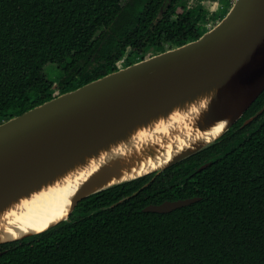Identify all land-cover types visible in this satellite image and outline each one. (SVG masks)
Instances as JSON below:
<instances>
[{
	"label": "trees",
	"instance_id": "obj_1",
	"mask_svg": "<svg viewBox=\"0 0 264 264\" xmlns=\"http://www.w3.org/2000/svg\"><path fill=\"white\" fill-rule=\"evenodd\" d=\"M188 1L0 0V122L54 96L45 63L63 70V93L197 39L231 6ZM192 196L169 212L142 210ZM0 252V264H264V89L214 143L83 198L68 221Z\"/></svg>",
	"mask_w": 264,
	"mask_h": 264
},
{
	"label": "water",
	"instance_id": "obj_2",
	"mask_svg": "<svg viewBox=\"0 0 264 264\" xmlns=\"http://www.w3.org/2000/svg\"><path fill=\"white\" fill-rule=\"evenodd\" d=\"M263 89L264 0H234L224 17L197 39L151 54L3 120L0 206L22 197L56 174L84 164L129 132L191 100H204L192 121L191 133L204 132L220 123L222 126L212 140L180 149L163 165L133 178L114 181L132 163L146 160L154 149H142L96 166L73 193L66 217L39 232L0 239V243L68 221L83 198L158 173L209 146L242 116ZM199 199L192 196L164 200L147 204L142 210L169 212Z\"/></svg>",
	"mask_w": 264,
	"mask_h": 264
},
{
	"label": "bare ground",
	"instance_id": "obj_3",
	"mask_svg": "<svg viewBox=\"0 0 264 264\" xmlns=\"http://www.w3.org/2000/svg\"><path fill=\"white\" fill-rule=\"evenodd\" d=\"M203 104V99L191 100L180 108H174L129 132L116 145L98 153L84 164L73 167L69 172L62 171L22 197L1 205L0 239L17 238L25 232H39L66 217L73 193L100 164L124 158L128 154L134 155L142 149H154L146 160L139 164L132 163L126 173L120 178H114V181L133 178L163 165L180 149L191 144L200 146L212 140L219 134L221 123L206 128L204 132L190 131L192 121ZM17 224L23 226L17 227Z\"/></svg>",
	"mask_w": 264,
	"mask_h": 264
},
{
	"label": "rangeland",
	"instance_id": "obj_4",
	"mask_svg": "<svg viewBox=\"0 0 264 264\" xmlns=\"http://www.w3.org/2000/svg\"><path fill=\"white\" fill-rule=\"evenodd\" d=\"M190 5L196 8H203L204 10H208L210 12H219L221 10L220 0H189ZM227 10V8H226ZM224 9L221 10L222 13H225ZM204 26L200 21V26ZM152 54V51L149 52V55ZM43 72L46 77L52 81H54L53 85V95L59 94L57 88V81L63 76V70L55 63V62H47L43 66Z\"/></svg>",
	"mask_w": 264,
	"mask_h": 264
},
{
	"label": "flooded vegetation",
	"instance_id": "obj_5",
	"mask_svg": "<svg viewBox=\"0 0 264 264\" xmlns=\"http://www.w3.org/2000/svg\"><path fill=\"white\" fill-rule=\"evenodd\" d=\"M229 1H230V0H229ZM230 4H231V3H230ZM188 6H192V5H190V2L188 3ZM209 12H210V11H209ZM253 118H254V117H253ZM246 120H247V119H246ZM246 120H245V121H246ZM245 121H244V122H245ZM251 121H252V120H251ZM249 122H250V121H249ZM247 123H248V122H247ZM247 123H245V124H247ZM243 124H244V123H243Z\"/></svg>",
	"mask_w": 264,
	"mask_h": 264
},
{
	"label": "built area",
	"instance_id": "obj_6",
	"mask_svg": "<svg viewBox=\"0 0 264 264\" xmlns=\"http://www.w3.org/2000/svg\"><path fill=\"white\" fill-rule=\"evenodd\" d=\"M234 0H230V3L232 4Z\"/></svg>",
	"mask_w": 264,
	"mask_h": 264
}]
</instances>
